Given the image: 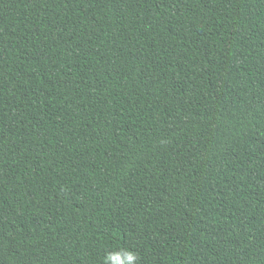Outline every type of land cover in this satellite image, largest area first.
Masks as SVG:
<instances>
[{"label":"trees","instance_id":"obj_1","mask_svg":"<svg viewBox=\"0 0 264 264\" xmlns=\"http://www.w3.org/2000/svg\"><path fill=\"white\" fill-rule=\"evenodd\" d=\"M121 249L264 264V0H0V264Z\"/></svg>","mask_w":264,"mask_h":264},{"label":"clouds","instance_id":"obj_2","mask_svg":"<svg viewBox=\"0 0 264 264\" xmlns=\"http://www.w3.org/2000/svg\"><path fill=\"white\" fill-rule=\"evenodd\" d=\"M124 259L128 261V264H135L139 257L135 252H132L127 249H121L120 251L111 253L106 258L105 264H108L109 260L112 261L113 264H124Z\"/></svg>","mask_w":264,"mask_h":264}]
</instances>
